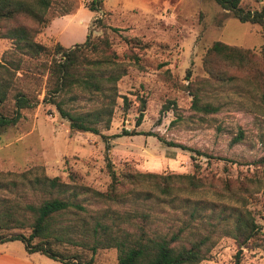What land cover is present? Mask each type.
<instances>
[{
	"label": "rangeland",
	"instance_id": "374dc122",
	"mask_svg": "<svg viewBox=\"0 0 264 264\" xmlns=\"http://www.w3.org/2000/svg\"><path fill=\"white\" fill-rule=\"evenodd\" d=\"M87 1L76 0L78 12L64 18V42L80 36L82 26L86 25L91 36L106 35L120 57L128 50L136 56L129 61L124 59L125 72L115 82L117 94L109 126L99 124L104 137L70 129L54 105L41 100L46 88L45 73L35 71L30 62L23 60L22 69L14 71L11 90L0 110L5 114L10 112L12 93L17 89L35 96L37 102L21 108L15 122L0 125V200L7 198L22 204L37 197L29 184L21 182L18 172L29 170V177L56 175L66 184L70 181L68 174H73L79 184L75 189L81 192L74 200L85 210L71 207L62 214L60 222L74 224L77 231L85 226L90 228L93 216L103 207L91 191L104 190L109 181L103 159L104 146L108 143L116 171L190 173L195 169L194 174L203 182L193 192H179L171 203L157 199L158 191L152 188L148 198L144 191H139L134 195L135 201L112 202L111 208L122 212L139 205L151 212L159 228H164L168 224L182 225L188 219L198 224L199 218H190L188 214L196 205L198 213L204 215L200 226L206 231L209 227L206 220L215 222L219 214L227 215L236 206L247 211L261 227L253 235L250 247H240V262L264 264V167L250 162L263 151L264 109L239 82L203 87L198 106L191 102V94L183 85L206 74L201 58L212 40L257 48L262 41L264 19L262 24L240 21L214 0H102L98 11L87 9ZM240 5L255 9L264 5V0H240ZM89 15L87 22L85 18ZM94 16H100L104 25L96 24L92 20ZM132 36L136 40L128 44L125 37ZM39 39L45 44L54 41L53 36L45 34ZM8 46V40L0 38V54ZM58 56L56 53L55 57ZM68 94L61 97L69 109L91 108L99 98L97 93L79 90L73 91V98L67 97ZM140 97L144 98V106L141 120L135 125ZM204 103L212 108L203 110L200 106ZM123 128L139 132L122 134ZM167 140L206 153L195 155L167 144ZM193 163L197 164L195 168ZM8 171L13 174H7ZM238 181L245 183L240 185L241 193H238L242 197L229 192ZM84 187L90 190L81 191ZM210 212L212 216L208 217ZM114 223L131 227L120 217ZM226 223L227 227L231 226L229 219ZM204 226L208 227L204 229ZM219 226L214 234L221 231L222 223ZM14 229L24 234L29 232L28 227ZM90 239L86 231L83 240ZM213 240L206 257L196 264H232L237 245L231 234L219 233ZM53 247L76 255L81 264H117L115 247H98L92 253L86 247L63 240L54 242ZM0 264L70 263L39 251L26 252L21 240L12 239L0 241Z\"/></svg>",
	"mask_w": 264,
	"mask_h": 264
},
{
	"label": "trees",
	"instance_id": "16d2710c",
	"mask_svg": "<svg viewBox=\"0 0 264 264\" xmlns=\"http://www.w3.org/2000/svg\"><path fill=\"white\" fill-rule=\"evenodd\" d=\"M214 1L240 21L258 24L263 22L264 5L249 9L240 5V0ZM101 5L102 0H88L85 3V7L91 11H98ZM77 6L76 0H0V38L10 43L0 54V106L11 90L14 71L22 69L21 63L26 60L34 66L35 71L45 73L46 88L41 100L53 104L58 114L66 119L70 129L90 131L104 137L99 130V124L105 128L109 126L117 94L115 82L126 68L124 59L129 61L136 56L128 50L120 57L111 47L106 35L91 36L89 27H86L84 39L70 46H63L56 40L45 44L39 39L41 34L44 35V27L55 16L74 12ZM92 20L98 25L103 24L100 16H94ZM261 35L262 41L257 48L230 44L219 39H214L207 45L201 58L206 74L183 84L191 94V102L195 106H198L203 87L239 82L251 91L264 109V30ZM135 40L133 36L125 37L128 44ZM56 53H59L58 57H55ZM77 90L97 93L99 98L91 108H66L61 96L69 93L67 97L73 98L72 93ZM12 98L10 112L5 114L0 110V125L15 122L20 116L21 108L33 106L37 102L35 96H28L18 89L13 91ZM143 106L144 98L140 97L134 118L135 125L141 120ZM200 108L207 110L212 106L204 103ZM138 132L134 128L121 130L122 134ZM166 143L180 146L195 155L206 153L197 147L170 140ZM104 149L103 159L109 181L104 190L91 191L94 198L103 203V207L98 215L93 216L90 228L85 226L77 231L74 224L60 222L62 214L71 207L85 210L82 204L74 200L81 192L75 189L79 184L73 174H68L70 181L66 184L56 175L29 177L27 175L30 172L27 170L18 172V175L23 184L32 187L31 190L37 197L22 204L7 198L0 200V241L19 239L26 252L39 251L52 259L70 264L81 263L76 255H68L55 249L54 242L63 240L81 245L92 253L98 247H115L117 264H196L206 257L213 244V237L229 232L237 245L232 264H241L240 247H250L253 235L261 230L260 224L247 211L233 206L227 215L219 214L215 222L206 220L209 225L204 226V229L208 227L206 231L200 226L205 219L204 215L198 213L196 205L190 208L188 214L193 219L198 217L199 225L188 219L182 225L174 227L168 224L159 228L152 220L151 212L139 205L119 212L109 204L135 201L134 195L139 191H144L148 198L150 189L154 188L158 191L157 199L171 203L178 197L179 192H193L203 182L194 174L195 169L190 173L116 171L110 160L108 143ZM250 162L264 167V147ZM193 166L195 168L197 164L193 163ZM5 174L1 172V175ZM7 174L13 173L8 171ZM242 183L245 185L244 181H238V185L235 184L229 192L236 197L241 196L238 193H241ZM86 190L90 188L84 187L81 191ZM230 193V197H233ZM207 216H212L211 212ZM119 217L131 227L116 225L114 221ZM228 219L231 222L230 227H227ZM220 223L223 225L221 231L214 234ZM24 227L29 228L27 234L14 229ZM86 231L90 234V240H83Z\"/></svg>",
	"mask_w": 264,
	"mask_h": 264
},
{
	"label": "crops",
	"instance_id": "0c3cea01",
	"mask_svg": "<svg viewBox=\"0 0 264 264\" xmlns=\"http://www.w3.org/2000/svg\"><path fill=\"white\" fill-rule=\"evenodd\" d=\"M78 10H79V6L76 8V10L74 12L55 16L50 21V23L44 27L42 33L45 35L53 36L54 40L58 41L63 46H69L70 44L75 42L74 40H78V42L82 41L84 39V35H85V31H86V25L82 26V33L80 36H79V34L76 35L77 36V37H75L76 39L70 38L69 41L64 42V40H66V36H63V31L65 28V23L63 21L64 18L71 17V16L75 15L78 12ZM89 14L92 15V12H90ZM91 15H89L88 17L85 18V20L87 22L90 19ZM78 20L81 21L82 18H78ZM63 38H64V40H63Z\"/></svg>",
	"mask_w": 264,
	"mask_h": 264
}]
</instances>
